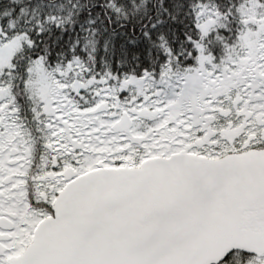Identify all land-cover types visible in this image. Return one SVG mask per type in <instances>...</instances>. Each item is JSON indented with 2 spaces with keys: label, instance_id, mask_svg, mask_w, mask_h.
Returning a JSON list of instances; mask_svg holds the SVG:
<instances>
[{
  "label": "snow or ice",
  "instance_id": "snow-or-ice-1",
  "mask_svg": "<svg viewBox=\"0 0 264 264\" xmlns=\"http://www.w3.org/2000/svg\"><path fill=\"white\" fill-rule=\"evenodd\" d=\"M0 264H264V0H0Z\"/></svg>",
  "mask_w": 264,
  "mask_h": 264
}]
</instances>
